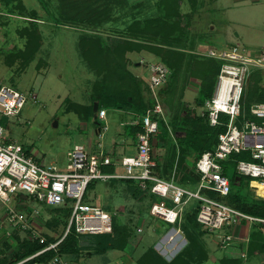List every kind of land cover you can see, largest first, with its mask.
<instances>
[{
  "label": "rangeland",
  "instance_id": "obj_1",
  "mask_svg": "<svg viewBox=\"0 0 264 264\" xmlns=\"http://www.w3.org/2000/svg\"><path fill=\"white\" fill-rule=\"evenodd\" d=\"M18 1L27 10H36L39 18L36 25L41 33V45L25 68L18 58L8 56L13 50L25 48V38L19 35V30L30 22L18 14L17 8L13 14H8L4 10V4L0 2V86H12L26 98L17 116L0 115V125L4 128L3 139L21 144L35 161L46 165L55 163L59 167L65 165L67 152L78 143L85 145L94 153L102 149L108 154L118 156L121 148L117 152L113 149L116 142H122L118 133L123 129L127 130L121 122L128 121L129 116H123L117 109L109 108L106 109L107 115L104 120L97 118L95 121L93 118L83 119L69 107L70 102L88 105L91 102L92 85L99 78L97 72L81 58L78 42L83 34H97L105 38L116 36L134 18L157 17L160 0H108L110 4L107 8L92 11L97 17V20L93 21L89 16L91 12H88L91 7L87 5L92 4L93 9L97 3L101 5L106 1L44 0L50 14L58 21L49 17L39 0ZM92 1H95V4ZM179 12L191 13L188 24L189 41L185 44L188 46L194 43L193 52L197 55H200L198 44H201L196 43L198 37L203 38L204 44L216 49L235 44L247 54L264 51V0H198L194 12L191 11L189 2L182 0ZM141 52L144 54L139 55ZM7 56L11 64L6 61ZM141 56L144 59L140 60L142 69L137 72L141 73L143 78L138 79L146 90L148 82L144 77L148 75L147 66L154 59L159 61V58L150 51L141 50L130 55L132 60L128 58V64L131 61L135 65V61ZM190 66L191 63L188 65L189 71H185V67L181 69L176 91L168 94V100L164 93H159L164 116L168 119L180 106L196 114L206 113V100L200 106L197 103L201 81L199 73H191ZM258 72L256 74L257 72L251 70L245 88L255 87L257 80L256 85L260 90H264V70ZM149 92L148 90L146 94L151 98ZM104 125L107 129L98 132L97 130ZM129 141L132 143V137ZM153 152L161 162L167 155V150L159 147L156 139ZM191 162V159L187 160L188 166ZM248 191L255 197L251 190ZM86 198L88 202L107 209L120 222L129 226L132 236L123 251L108 250L103 254H91L92 251L88 249L80 251L77 257H82L77 264H137L136 259L148 247H153L169 261L187 245L181 221L174 226L150 216L148 209L150 200L146 197L144 199L135 197L124 183L92 182ZM213 198L229 205L225 196L216 194ZM7 206L23 212L38 210L42 233L58 236L65 229L67 222L65 209L60 207L58 211L52 210L54 208L21 193L11 195L7 204L0 201V237H8L6 233L13 230L5 218ZM54 218L63 225L59 223L45 225L46 221ZM138 228H141L142 232H138ZM172 229L178 233L171 232ZM223 232H226V229ZM17 233L24 236L22 232ZM201 240L207 258L200 264H264V253L249 254L247 249L246 258H242L241 253L245 249L242 244H235V241L222 246L217 237L205 233H202ZM73 260L68 258L70 264L76 263Z\"/></svg>",
  "mask_w": 264,
  "mask_h": 264
},
{
  "label": "built area",
  "instance_id": "obj_2",
  "mask_svg": "<svg viewBox=\"0 0 264 264\" xmlns=\"http://www.w3.org/2000/svg\"><path fill=\"white\" fill-rule=\"evenodd\" d=\"M203 55L221 61L213 94L206 100L205 106L208 124L212 127L223 124L225 129L218 134L214 148L204 151L195 161L194 170L199 174V180L193 188L179 186L173 176L165 179L156 170L158 158L153 152V145L158 133V119H165L159 90L170 75L169 68L160 61L148 65L147 82L152 106L128 123L141 127L135 135L133 153L115 158L102 149L94 153L78 143L67 152L63 167L55 163L46 165L35 161L21 144L5 141L4 128L0 125V201L7 204L11 195L25 193L48 207L69 210L62 236L15 264L28 261L30 264H70L66 257L57 253L58 244L70 231L77 235L111 233L113 214L88 202L86 195L92 182H109L112 179L131 180L139 189L157 196L160 200L150 206L149 214L167 224L178 222L184 206L190 200H197L198 223L208 235L217 237L222 246L233 241H249V237L236 231L244 222L250 228L257 226L264 235V217L244 213L207 194V191H211L221 196L228 195L230 181L223 173L222 162L241 151L247 152L251 160H237L236 172L264 184V102L250 105L249 113L253 118L244 119L240 125L236 122L241 114L240 102L251 70H264V51L247 54L234 44L218 49L208 48ZM25 100V95L16 88L1 85L0 115L17 116ZM106 115L104 108L96 112V117L101 120ZM101 129L106 130L107 126L98 130ZM110 166L114 167L113 172L106 170ZM252 181L249 187L257 197L256 188L251 187ZM38 214V210L23 212L7 206L5 218L13 230L6 235L10 237L14 231H18L24 233L21 237L45 244L46 237L41 232ZM224 229L226 232H223ZM137 231L142 232V229L138 228ZM49 250L54 251L50 259L34 260ZM241 257H246V251L241 253Z\"/></svg>",
  "mask_w": 264,
  "mask_h": 264
},
{
  "label": "trees",
  "instance_id": "obj_3",
  "mask_svg": "<svg viewBox=\"0 0 264 264\" xmlns=\"http://www.w3.org/2000/svg\"><path fill=\"white\" fill-rule=\"evenodd\" d=\"M39 1L49 17L58 21L55 16L50 14L46 2L44 0ZM187 1L191 11H196L198 0ZM0 2L4 4L5 12L13 14L14 9L17 8L18 14L26 17L27 21L30 22L29 25L19 30V35L25 38V48L13 50L12 53L8 54L9 57L18 58L20 64L25 68L32 61L41 45V33L36 25L39 19L38 15L36 10H27L18 0H0ZM102 2L105 4L101 3L100 5L97 3L93 9L92 4L87 5L91 7L88 11L91 12L89 15L92 17L91 21L97 20L92 11L103 10L110 4L108 0H102ZM181 2L182 0H160L158 2L159 15L157 17L134 18L116 36L111 35L105 38L97 34H83L78 42L79 54L86 64L97 72L99 78L92 85L91 102L88 105L70 102V109L76 111L83 119L93 118L95 121H97V117H94L93 113L95 102L98 104L97 110L110 108L129 111L135 116L143 114L152 106L153 101L146 94L149 90L148 84L146 83V90H144L141 80L128 69V58L126 56L128 52H140L141 50L152 52L159 58L160 62L169 68L170 75L166 85L159 90V93L165 94L166 100L169 99L168 94L171 91L172 93L176 91L181 69L185 67L184 70L189 71V63H191L190 67L192 69L190 72L199 73L201 79L197 103L200 106L210 98L214 91L221 61L206 56L201 57L203 55L200 56L193 52L194 43H190L188 46L185 44L189 41L188 24L190 23L191 13L181 14L179 12ZM92 3L95 4V1H92ZM8 56L6 61L11 64L12 62ZM253 70L258 74L261 69ZM255 82V87H244L240 102L241 114L236 120L239 125L244 119L253 118L249 113L251 104L264 102V90H260L256 85L257 80ZM164 88L165 90H163ZM158 120L156 144L167 150L164 161L161 162L158 159L156 167L158 174L165 179H170L173 176V180L177 185L193 188L199 180V174L194 170L195 161L204 151L214 148L217 136L224 131L225 125L220 124L212 127L207 122L206 113L196 114L182 106L169 119L160 117ZM222 120H225V118L222 117ZM125 126L127 127V134L132 138L141 130L139 124ZM188 159L192 161L189 166L187 164ZM241 159L251 160V157L247 152L241 151L232 154L229 159L222 162L223 173L230 181V192L225 196L226 200L230 206L244 213L264 217V199L254 197L248 191L251 190L249 182L254 179L243 177L235 170V162ZM106 170L113 172L114 167L110 166ZM237 177L239 180H237ZM117 182L128 186L135 197L139 199L148 198L150 200L149 208L154 202L160 200L151 192L139 189L136 183L131 180L112 179L109 184ZM207 194L211 197L216 195L211 191H207ZM198 208L199 202L197 200H190L183 208L179 221L182 222L183 234L187 239V245L184 249L167 261L153 247H148L136 259L137 264H200L203 262L207 258V253L201 235L202 233L208 235V233L202 229L196 219ZM59 209L61 208L52 210L58 211ZM65 210L67 211L66 217L68 220L69 210ZM105 210L107 211V209ZM51 220L46 221L45 225H52V223L63 225L62 222H57L56 218ZM112 220V232L109 234L77 235L73 230L70 231L58 244L57 253L67 259H73L80 255V251L87 249L92 251L91 254H103L108 250H125L132 236L131 229L114 215ZM66 224L67 222H65V226ZM62 234L63 232L55 236L54 234L44 233L46 243L40 244L27 237H20L17 231H14L12 237L17 244L10 257L0 260V264H15L48 243L57 241ZM84 239H90L91 241L87 240L85 242ZM263 249L264 235L257 226H253L250 232L248 251L251 253L254 250L262 251ZM53 255L54 251L49 250L35 257L34 260L46 261ZM235 262L238 263V261ZM23 264H30V261Z\"/></svg>",
  "mask_w": 264,
  "mask_h": 264
},
{
  "label": "crops",
  "instance_id": "obj_4",
  "mask_svg": "<svg viewBox=\"0 0 264 264\" xmlns=\"http://www.w3.org/2000/svg\"><path fill=\"white\" fill-rule=\"evenodd\" d=\"M203 38H201V37H198V40H197V42L198 43H201V44H198L199 46H198V51H199V54L201 55V54H203L208 48H213L211 45H206V44H204L203 43V41L204 40H202ZM132 53H137V52H128L127 54H126V56H127V58H129L130 60H132L131 59V57H130V55L132 54ZM144 53L143 52H141V53H139V55H143ZM153 58H154V56H152ZM140 60H144L143 59V56H141L140 57V59L137 61H135L136 63H135V65L134 64H132V62L130 61V63L128 64V69L131 71V73L134 75V76H136L137 78H143V76H142V74L141 73H138L137 72V70H140V69H142V66H141V63H140ZM155 61V59L152 61V62H154ZM140 63V64H139ZM149 65V64H148ZM148 67V66H147ZM145 78V80L147 81V78H148V75H147V77H144ZM118 110V112L121 114V115H123V116H125V115H127V116H129V119L127 118V120L128 121H125V122H121V123H127V124H124V125H129L128 123H130V122H132L133 120H134V118H136L135 117V115L132 113V112H127V111H123V110H121V109H117ZM126 127V126H125ZM98 132H99V130H97ZM118 134H120L121 136L119 137L120 138V140H122V142L121 143H117L116 142V146H115V148L113 149V151L114 152H117L118 151V149H120L121 148V150L120 151H118V156H114L115 158H118V157H120L121 155H124V154H128V153H133L134 152V150H135V144H134V141H135V137L134 138H132L133 139V141H132V143H131V141H129L130 140V137L131 136H129L128 134H127V132H126V130H122V131H120V133H118ZM129 137V138H128ZM119 144H121L122 146L120 147V145ZM250 229H252V228H250V227H248V224L246 223V222H244L241 226H240V228L239 229H237L236 231L240 234V235H242V236H244V237H250V232H251V230ZM176 231V230H175ZM169 235V234H168ZM21 237V236H20ZM168 237V236H167ZM236 243L235 244H239V245H243V249H245V251H247V249H248V246H249V241L246 243V242H241V241H235ZM232 243H234V242H232ZM16 240L12 237V236H10V237H0V260H3V258H6V259H8L9 257H10V255H11V252H12V250L15 248V246H16ZM249 252V251H248ZM252 253H256V254H261V253H264V249L262 250V251H259V250H254L253 252H249V254H252ZM246 255H247V252H246ZM80 257H82V256H79V257H76L74 260L76 261V263L75 264H77V261L79 262V259H80ZM246 258V257H245ZM71 260H73V259H71ZM73 260V261H74ZM74 261V262H75ZM263 261V260H262ZM73 262V263H74Z\"/></svg>",
  "mask_w": 264,
  "mask_h": 264
},
{
  "label": "bare ground",
  "instance_id": "obj_5",
  "mask_svg": "<svg viewBox=\"0 0 264 264\" xmlns=\"http://www.w3.org/2000/svg\"><path fill=\"white\" fill-rule=\"evenodd\" d=\"M251 187H255L256 188V190H257L256 196L257 197L264 199V184L253 180L252 183H251Z\"/></svg>",
  "mask_w": 264,
  "mask_h": 264
},
{
  "label": "water",
  "instance_id": "obj_6",
  "mask_svg": "<svg viewBox=\"0 0 264 264\" xmlns=\"http://www.w3.org/2000/svg\"><path fill=\"white\" fill-rule=\"evenodd\" d=\"M97 102L94 103V108H93V113H94V117H96V112H97ZM56 125V123H54ZM237 180H239V178L237 177ZM175 229H172L171 232H174Z\"/></svg>",
  "mask_w": 264,
  "mask_h": 264
}]
</instances>
